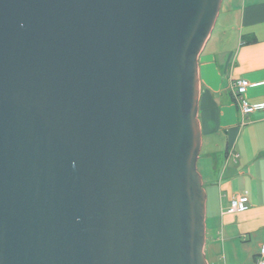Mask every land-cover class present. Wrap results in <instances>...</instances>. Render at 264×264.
<instances>
[{
  "label": "water",
  "instance_id": "95a60500",
  "mask_svg": "<svg viewBox=\"0 0 264 264\" xmlns=\"http://www.w3.org/2000/svg\"><path fill=\"white\" fill-rule=\"evenodd\" d=\"M222 0H0V264H208L198 58Z\"/></svg>",
  "mask_w": 264,
  "mask_h": 264
},
{
  "label": "crops",
  "instance_id": "0c3cea01",
  "mask_svg": "<svg viewBox=\"0 0 264 264\" xmlns=\"http://www.w3.org/2000/svg\"><path fill=\"white\" fill-rule=\"evenodd\" d=\"M197 169L206 193L204 253L208 264H257L264 245V0H222L198 58ZM253 105L242 118L237 82ZM245 195L249 208L228 214L230 200Z\"/></svg>",
  "mask_w": 264,
  "mask_h": 264
},
{
  "label": "built area",
  "instance_id": "2783aa9c",
  "mask_svg": "<svg viewBox=\"0 0 264 264\" xmlns=\"http://www.w3.org/2000/svg\"><path fill=\"white\" fill-rule=\"evenodd\" d=\"M258 85V84H254ZM250 84L247 80H241L236 83L234 90L235 102L238 107V111L242 118L248 116L256 110L262 109L263 105H253L251 104L247 97V90L249 87L254 86ZM249 208V200L245 195H236L231 198L230 205L226 213L236 214L243 213ZM257 264H264V245H262L260 250V258L257 260Z\"/></svg>",
  "mask_w": 264,
  "mask_h": 264
}]
</instances>
